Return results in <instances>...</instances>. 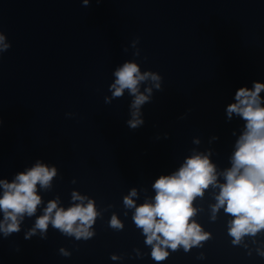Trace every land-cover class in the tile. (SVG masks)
Returning <instances> with one entry per match:
<instances>
[{"label": "clouds", "instance_id": "obj_1", "mask_svg": "<svg viewBox=\"0 0 264 264\" xmlns=\"http://www.w3.org/2000/svg\"><path fill=\"white\" fill-rule=\"evenodd\" d=\"M87 4L88 0H84ZM4 36L0 35V50H6ZM138 54V53H137ZM116 79L110 86L113 98H119L128 90L134 97L131 108L132 119L128 121L130 128H137L143 123L140 119V108L149 101L152 88L140 92L142 82L151 80L156 89L160 88L161 77L152 72L141 73L136 63L126 62L114 73ZM264 84L256 82L253 89L239 88L235 93V103L228 105L229 117L233 113L241 116L246 123V131L237 142L232 157V167L224 173L226 183L217 185L215 166L207 156L194 155L186 160L178 172L170 176H161L153 184L156 191L154 203H145L135 207L132 196L124 198L127 207H135L133 217L137 227L146 235V243L152 245V258L163 261L168 252L166 248L176 250L183 246L185 251L208 238L200 225L191 218L195 215L193 201L203 196L210 185L220 188L213 206V214L224 207L226 213L234 219L230 222L229 234L233 243H239L245 235H255L264 229V107L261 106L260 93ZM106 102H110L106 98ZM56 175V169L37 163L26 172L19 173L15 181H0L3 195L0 196V211L4 213V221L0 222V231L5 235L19 231L20 220L26 214H35L41 197L37 194V185L47 188ZM74 201H83L85 197L73 193ZM98 213L91 200L85 205L74 204L64 209L59 208L56 201H50L44 214L37 218L32 233L38 229L47 231L49 223L67 235L77 239H88L93 233L90 228ZM110 224L113 228H122L121 222L113 216ZM155 241V243H154ZM61 252L65 255L67 253Z\"/></svg>", "mask_w": 264, "mask_h": 264}]
</instances>
